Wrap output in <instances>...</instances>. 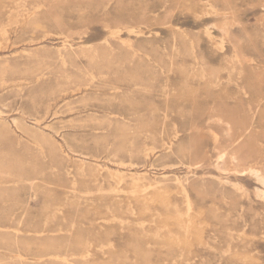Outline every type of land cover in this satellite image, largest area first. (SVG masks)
<instances>
[{"label":"rangeland","instance_id":"1","mask_svg":"<svg viewBox=\"0 0 264 264\" xmlns=\"http://www.w3.org/2000/svg\"><path fill=\"white\" fill-rule=\"evenodd\" d=\"M0 264H264V0H0Z\"/></svg>","mask_w":264,"mask_h":264},{"label":"bare ground","instance_id":"2","mask_svg":"<svg viewBox=\"0 0 264 264\" xmlns=\"http://www.w3.org/2000/svg\"><path fill=\"white\" fill-rule=\"evenodd\" d=\"M239 169L242 171V172H244V173H249V174H252V175H254V176H256V177H261L262 175H261V173H260V171H259V169L257 168V166L255 167V166H252V165H241L240 167H239ZM262 178V177H261ZM164 193V192H163ZM12 215H11V217H12V219L14 218V219H19V217H20V213L18 212V213H16L15 211H13L12 213H11ZM22 215H23V213H22ZM21 215V216H22ZM21 232V231H20ZM172 237V236H171ZM172 239V238H171Z\"/></svg>","mask_w":264,"mask_h":264}]
</instances>
